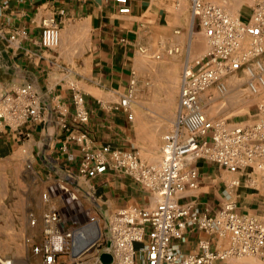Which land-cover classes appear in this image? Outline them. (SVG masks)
Here are the masks:
<instances>
[{
  "label": "crops",
  "instance_id": "obj_1",
  "mask_svg": "<svg viewBox=\"0 0 264 264\" xmlns=\"http://www.w3.org/2000/svg\"><path fill=\"white\" fill-rule=\"evenodd\" d=\"M127 1L130 11L121 14L112 0H0V98L15 97L29 84L42 116L41 121L19 125L0 118V164L7 162L15 172L25 164L31 177L35 174L47 190L56 189L67 195V201H78L75 227L81 230L75 234L74 248L66 253L65 264L84 256L82 250L78 254L74 250L89 236V218H94L99 231V224L105 225L106 236L113 215L156 202L145 185L112 167L95 177L78 174L84 151L109 146L143 162L145 144L151 137L157 142L162 132L160 122H171L173 112L176 118L184 67H199L202 53L189 38L197 29L188 0ZM249 7L241 2L237 17L247 20ZM50 19L59 28V43L45 48L40 36ZM77 95L82 98L80 104L75 101ZM260 104L262 109H258ZM249 105L256 106L244 121L257 113L264 117V94ZM244 121L230 123H250ZM186 163L196 168L198 185L181 192L179 203L212 213L228 201L236 212L264 221V155L236 172L190 156ZM2 205L0 200V217L15 230L22 211L16 209L15 201L6 211ZM25 222L28 236L23 238L20 252L14 240L10 253L25 259L32 254L41 260L32 249L37 220L29 213ZM38 222L43 242L42 219ZM92 230L95 238V227ZM185 231V241L174 243L182 252H196L198 239L205 234ZM220 247L225 248L226 242ZM105 250L93 254L91 264L101 263L99 257Z\"/></svg>",
  "mask_w": 264,
  "mask_h": 264
},
{
  "label": "built area",
  "instance_id": "obj_2",
  "mask_svg": "<svg viewBox=\"0 0 264 264\" xmlns=\"http://www.w3.org/2000/svg\"><path fill=\"white\" fill-rule=\"evenodd\" d=\"M112 1L119 13H129L127 0ZM188 1L195 28L207 48L197 69L186 66L182 71L176 118L172 131L162 138L160 162H141L132 153L104 146L97 151H84L78 165V174L87 177L103 174L110 167L120 170L145 185L156 198L151 206L130 207L110 218L104 252L112 257L111 264H243L239 262L242 258L264 264V221L236 212L234 204L228 201L212 213L197 212L191 204L177 201L181 192L198 185V172L187 166L186 157L200 158L236 172L264 155L263 116L257 113L244 121L250 123L238 124L210 119L203 111V100L211 102L215 95L224 96L230 79L248 96L264 94V0H251L245 21L213 1ZM58 43L59 28L50 19L44 23L40 44L54 48ZM36 98L29 84L15 97L3 96L0 118L13 125L41 121ZM75 101L80 104L82 98L77 95ZM129 101L130 95L124 102L126 110ZM262 108L260 104L258 109ZM131 117L128 113V119ZM62 222L56 210L42 214L45 239L32 248L41 255L42 264H58L57 254L63 248H74L75 234L81 229L65 231ZM95 223L94 218H89V225ZM187 229L205 234L198 239L196 252H182L174 243L185 241ZM223 242L225 248L220 247Z\"/></svg>",
  "mask_w": 264,
  "mask_h": 264
},
{
  "label": "rangeland",
  "instance_id": "obj_3",
  "mask_svg": "<svg viewBox=\"0 0 264 264\" xmlns=\"http://www.w3.org/2000/svg\"><path fill=\"white\" fill-rule=\"evenodd\" d=\"M217 4L223 6L232 16H237L238 8L241 2L245 1L249 5H251V0H230L229 2H222L221 0H210ZM193 34L189 33V38L193 39L195 44L198 45L199 52L203 53L206 51V42L203 36L197 32V30H193ZM172 53H175L173 50ZM156 59V54L154 55ZM199 65V62L198 64ZM196 65V66H197ZM236 81L234 79L228 80V92L224 96H216L211 102H207L203 100V111L205 115L214 120H226L228 123L230 122H242L244 121L242 118H248V115L252 114L251 109L256 106L250 107L249 104L252 103V100L257 98L254 96H248L243 91L239 90L240 87H235ZM210 93L213 90H209ZM251 108V109H250ZM249 109V110H248ZM255 112V111H254ZM174 120V112L171 117V122H160L161 126V134L157 136L158 141L155 142L154 139L156 137H151V141L145 144V150L143 154H141V159L145 163L149 164H157L161 159V151L160 148L162 146V136L171 132L173 129ZM0 200L3 210H9L10 204L13 202H17L19 211H22L21 218L19 220H15L14 229L11 226L10 221L6 220L4 223L3 218L0 217V264H5L6 262H10L11 264H42V261L38 258V256L30 255L25 259L21 254H11L10 250H13V242L14 240L18 243V250L20 252V244L22 243L23 238L27 235L26 227L27 215L31 213L34 215V218L37 220V225L39 224V220L42 219V214L47 210H56L58 211L62 218V228L66 231L75 227V224L78 222V218L74 217V213L80 212V206L78 201L70 200L67 201V195L62 194V192L54 190L50 188L43 187V183L39 181V178L33 174V178L31 177V170L27 169L25 164H22V167H19L17 172H15L10 164L7 162H2L0 164ZM47 192L46 198L43 197V194ZM153 200L156 201V198L153 196ZM77 216V215H76ZM79 224V223H78ZM35 225L34 233H33V247L34 244L42 242V236L39 228V225ZM96 224L91 225V229L88 233V238L81 243L77 244L75 250H81L83 246L88 242H91L94 239V233L92 232V228L95 227ZM37 226V227H36ZM104 227L105 225L99 224L100 236L99 243L94 244L92 246L89 245L82 252L84 254L83 257L77 259V261H73V264H79L80 262H84L86 264H91L93 262V254L98 252V250H104V243L106 236L104 235ZM37 228V229H36ZM38 238V239H36ZM89 248V250H88ZM70 251V250H69ZM72 251V250H71ZM99 251V252H100ZM68 251H64V248L61 250L59 254H57V262L61 264V260H65L62 264L66 263L65 256ZM89 259V260H88ZM241 263H255L252 259L242 258L239 260ZM256 264V263H255Z\"/></svg>",
  "mask_w": 264,
  "mask_h": 264
},
{
  "label": "water",
  "instance_id": "obj_4",
  "mask_svg": "<svg viewBox=\"0 0 264 264\" xmlns=\"http://www.w3.org/2000/svg\"><path fill=\"white\" fill-rule=\"evenodd\" d=\"M99 260L102 264H111L112 257L110 256V254L104 252L100 255Z\"/></svg>",
  "mask_w": 264,
  "mask_h": 264
},
{
  "label": "bare ground",
  "instance_id": "obj_5",
  "mask_svg": "<svg viewBox=\"0 0 264 264\" xmlns=\"http://www.w3.org/2000/svg\"><path fill=\"white\" fill-rule=\"evenodd\" d=\"M99 235H100V231L97 229V227H96V234H95V238L89 243V244H87L84 248H82L81 250H83V249H85L86 247H88L89 245H91L98 237H99ZM81 250H78V251H76V250H74V253L75 254H78ZM5 264H11L10 262H6Z\"/></svg>",
  "mask_w": 264,
  "mask_h": 264
}]
</instances>
